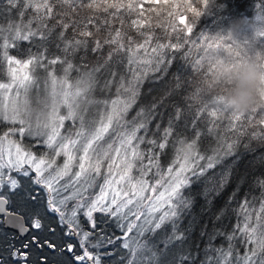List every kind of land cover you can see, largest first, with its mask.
<instances>
[{"label": "snow or ice", "instance_id": "1", "mask_svg": "<svg viewBox=\"0 0 264 264\" xmlns=\"http://www.w3.org/2000/svg\"><path fill=\"white\" fill-rule=\"evenodd\" d=\"M198 2L202 4L204 0ZM180 7L192 14L191 20L200 15L198 7L191 3L185 2ZM109 8H115L116 12L109 13L108 17L96 15L101 10L107 13ZM121 8H127V15H131L137 5L131 0L127 5L109 3L103 8L97 0H0V65L6 66L0 71L8 77L7 82H0L3 109L0 119L20 125L0 135V188L5 183L11 190L20 187L11 175L5 181V167L24 177H29V170L35 172L33 183L44 190L48 209L58 214L60 225L67 226L65 234L79 241L82 250L79 253L73 251L72 244L66 246L77 264H101L102 255L111 256L117 251L119 264H264V175L253 177L250 185L260 189L259 196H252L250 200L249 191L241 199V187L249 183L248 174L236 177L234 171L241 148L254 151L253 140L257 146L264 147V129L258 127L264 125V108L257 107L246 113L229 112L220 106L223 97L211 93L221 76L249 60L247 53L233 43L226 44L225 39L212 38L204 45L191 41L187 35L192 33L191 20L186 23L183 18L181 29L175 27L174 20L170 23L174 36L165 32L154 41L152 31H140L144 27L140 19L144 15L142 11L131 20V26L143 38L136 40L126 30L111 27L109 17L116 16ZM119 22L125 23L123 15ZM20 42H27V47L22 50ZM189 44L200 49L199 58L190 60L191 49L185 48ZM13 48L19 55L10 54ZM90 53L97 59L91 68L87 64ZM255 58L264 64V55ZM177 60L190 65L196 73H200L206 61L207 74L195 80L178 67L172 74L173 86L165 96L151 105L141 106L128 120L127 115L136 104L149 73H160L153 78L161 80ZM57 64L61 65L60 75L52 67ZM121 66L125 72L120 71ZM38 70L45 73L43 99L39 97ZM102 71L107 78L101 84ZM113 83L116 84L115 99H97L91 95L97 85L101 91H110ZM185 86L191 89L182 96L186 104H173L172 111L167 113V125L162 128L164 100L179 94ZM34 88L37 103L43 106L35 122L31 119L33 109L29 100ZM9 97L10 115L9 105L4 102ZM92 105L99 107L86 121L88 107ZM61 108L66 113L61 114ZM258 110L259 119L254 121ZM66 120L73 121L75 131L69 129L67 135H62L60 130ZM224 120L228 121L226 125ZM153 121H156L154 125ZM221 128L224 135L217 132ZM110 130L115 133L114 138L102 143ZM188 130L192 132L191 137L187 135ZM16 133L21 138L35 139L47 151L34 154L10 138ZM203 135L215 138V146L210 150L201 148ZM244 137H248L246 142ZM141 145L146 147L141 149ZM170 146L175 149V159L164 171L161 157L167 155L166 149ZM61 156L63 164L57 165L56 158ZM232 157L236 159L230 161ZM106 161L99 194L90 196L88 190L102 175ZM260 161L264 163V155ZM73 167L78 171L73 172ZM234 177L236 187L224 206L213 214L212 230L208 231L207 223L200 229L203 247L200 243L193 246L190 239L194 221L198 220L193 212L197 198L204 200L201 213L211 211L215 198ZM257 199L258 209L254 203ZM70 202H74L71 207ZM233 202L237 207H231ZM230 211L243 217L231 229L226 223ZM95 213H102L109 220L98 221ZM81 215L88 228L82 223ZM108 222L120 235L106 230L104 225ZM33 227H42L39 218L34 220ZM117 241L120 243L112 251H100L116 245ZM45 244L50 249L64 251L48 241Z\"/></svg>", "mask_w": 264, "mask_h": 264}, {"label": "trees", "instance_id": "2", "mask_svg": "<svg viewBox=\"0 0 264 264\" xmlns=\"http://www.w3.org/2000/svg\"><path fill=\"white\" fill-rule=\"evenodd\" d=\"M98 4L101 5V8L106 7L109 3H122L124 5H127L129 3V0H97ZM185 2L191 3L193 7H198V11L200 12L199 16L194 17L191 20L192 14L190 12H186L184 8L180 7L181 4H184ZM131 3L134 5H137L136 12L132 13L131 15H127V8H121L120 12L117 13L116 16L109 17L112 21L111 27L114 29H122L126 30L129 35H131L134 39L142 41L143 38H141L136 28L131 26V20L137 18V14L139 12H143L144 15L140 17L142 22L144 23V27L140 29V31H152L154 33L153 40L155 41L156 36H163L165 32L170 33L172 36L175 35L174 32H172L170 23L174 20L175 27L177 29H181L184 27V24L180 23V19L183 17L185 18V22L191 23L192 27V33L187 34L188 38L196 42L200 45H204L208 42L212 41V38L216 39H225V43H233L232 39L228 32L229 25L237 19L244 21V27L239 35V40L242 44L241 49L247 53L249 59L256 57L257 55H264V0H204V3L200 4L198 0H167V3H165V0H131ZM149 9H153V11H149ZM115 8H109L108 12L99 11L96 13V15L100 17H108L109 13H115ZM169 12H172L173 15L170 16ZM159 13V15H157ZM179 15H176V14ZM123 15L125 19V23L121 24L119 22V17ZM27 19V16L25 17ZM2 22V21H0ZM54 21H50L52 23ZM207 38V39H204ZM91 39V38H89ZM161 42L166 43L167 40H161ZM27 47V44H21L20 48L23 50ZM186 49H191V55L190 60H195L199 58L200 49L193 47L192 44L186 45ZM107 50V46L105 47V51ZM54 51V49H53ZM142 51V50H141ZM168 51V50H165ZM184 50L182 49V52ZM13 55H19L17 53V50L14 48L11 52ZM179 55V54H177ZM227 53H224V56H226ZM223 58V57H221ZM115 59V58H114ZM79 61H77L78 63ZM97 62L96 55L95 54H89V57L87 59V64L89 68L93 67ZM56 67V73L57 75L61 74V66L59 64L55 65ZM5 65H0V69L5 68ZM53 67V66H52ZM183 68L185 70V75L195 79L200 80L202 78L201 74H207L208 64L205 61L204 67L200 70V73L193 72L191 70L190 65L185 64L181 60L174 61L172 67L169 69V74L165 76L163 79L154 81L153 76H159L160 73H149L148 77L144 80V83L140 89V96L137 99L136 104L132 107V109L129 111L127 115V119L131 120L132 117L136 114V112L139 110L141 106H148L151 105L154 100H159L161 97L165 96V93L172 88L173 86V79L172 74L177 72V69ZM121 72H125V69L123 66L120 68ZM37 75L41 77V80H43V77L45 73L42 70H38ZM76 73H73V76H75ZM101 78V84L103 83V80L106 77V72L102 71L100 74ZM6 75L3 71H0V82L4 81V77ZM130 78V77H129ZM191 89L185 86V88H182L180 90L179 94H173L172 96L167 97L164 100V104L162 105V108L165 109V119L161 122V127L167 125V113L172 111V105L175 103H180L181 105H185L186 102L182 99V96L185 95L187 92H190ZM91 95H94L97 99H115L116 98V84L113 83L111 90H100V85H97L96 91L92 93ZM98 105H92L88 107V114L86 116V121L91 118L95 113L96 109L98 108ZM83 108V106H82ZM247 115V114H246ZM260 116V110L257 111L256 114L253 116V120H258ZM156 123V121H153V125ZM224 125L228 123L227 120H224ZM153 125H150L149 127L152 128ZM10 125L0 123V135H2L5 131H8L10 129ZM200 127L203 129L205 126L203 124L200 125ZM259 128L264 129V125H259ZM249 131H252V128L249 127ZM69 131V130H68ZM119 131V129H117ZM217 132L220 135H224L223 128L217 129ZM142 134L138 133V135ZM115 135V133H113ZM187 135L189 137L192 136L191 130H188ZM229 135H231L229 133ZM109 140V135L105 138V141L102 143H107ZM243 140L246 142L248 140V137H244ZM135 143V142H134ZM215 138L207 135H203L201 137V148L202 149H211L215 146ZM26 148H30V144H25ZM141 149H144L146 145H141ZM179 145H177V148ZM252 147L255 149L254 151H244L243 148L240 149V159L237 161L235 165V176L238 177L240 175H243L245 173L248 174V184L242 185L241 187V199H243V193L251 191V194L249 196V199H252V196H259L260 189L258 187L250 188V185L252 184L253 177H258L264 175V163H261L260 157L264 155V147L257 146V142L255 140L252 141ZM36 149V148H34ZM167 155H164L161 157V166L164 171H166L167 166L170 165L171 161L175 159V149H173L171 146L166 149ZM236 159V157L230 158L231 160ZM229 161V162H230ZM146 162V161H145ZM218 170V169H217ZM153 172H155V169H153ZM133 175L136 176L137 172L134 169ZM236 187V178L232 180V182L229 183V185L223 190V192L215 198L213 201V208L211 211L201 213V208L204 206V200L202 197L197 198V202L195 204V207L193 208V212L198 218L197 221H194V227L193 231L191 233V239L190 242L193 246H195L196 243H200L201 247H203L204 241L200 239L199 232L201 227L207 223L208 225V231L212 230V226L214 223V213L216 210L222 208L225 204V202L228 200V197L230 194L234 191ZM196 190H200L199 187H197ZM90 192H93L92 189L89 190ZM22 201V200H20ZM30 204L27 205V210H33L36 205V207L39 209V211H34V216L36 218H39L42 223V227L38 229V231L44 232L39 238L38 241L40 244L37 245V248L46 247L47 244H45V241H48L54 245L57 246V249L64 248L66 249L65 241L63 242L65 238V233L67 232V226L60 225L58 216L56 214L51 213L50 211L46 210V208H40L39 205H37V202H33L31 200L28 201ZM255 207L259 208V200L257 199L254 201ZM21 206H24L25 204H21ZM232 208L237 207L236 203L233 202L231 205ZM29 210V211H30ZM23 212V211H21ZM255 216V214H254ZM98 221H107L106 217L103 214H98L96 216ZM242 220L243 217L241 215H238L237 212L230 211L228 215V219L226 223L228 224L229 229L232 228L237 222V220ZM254 222V221H253ZM188 221L185 220V224H187ZM1 225V224H0ZM106 230L109 233L116 232L119 233L118 230H115L113 224L111 222H108L104 225ZM0 231H2V228L0 226ZM59 236V237H57ZM62 241V242H61ZM119 242H116V245H110L106 247L110 251H112L113 248L118 246ZM75 248V247H74ZM119 255V252L117 253ZM73 261H69L68 264H73ZM115 264H119L118 258H116Z\"/></svg>", "mask_w": 264, "mask_h": 264}, {"label": "rangeland", "instance_id": "3", "mask_svg": "<svg viewBox=\"0 0 264 264\" xmlns=\"http://www.w3.org/2000/svg\"><path fill=\"white\" fill-rule=\"evenodd\" d=\"M154 1H158V0H154ZM183 19L185 20V18H183ZM24 43L27 44V42H20V45L21 44H24ZM13 49H10L9 50L10 51V54H11V52H12ZM59 66H61V65H59ZM53 67H56V66H53ZM3 79H4L3 82H7V80H8L7 75ZM14 91L15 90H13V93H14ZM45 95L46 94L44 92L43 80H41L40 81V89H39V97L41 99H43L45 97ZM29 100H30L31 108L33 109L31 119H32L33 122H35V117H36L37 113L43 107L41 104H38L37 103V90L35 88L30 92V94H29ZM22 101H23V96L20 97V106H21V108H23ZM4 102L9 105V115H10L11 114V111H10V109H11V97H9L8 100L7 101H4ZM60 111H61V114L66 113V109L65 108H61ZM2 114H3V109H2V107H0V115H2ZM0 123L8 124V125H10L9 126L10 128H12V127H16V128L20 127L19 124L12 125V124H10V123H8L6 121H3L2 119H0ZM76 127H78V121L76 122ZM69 129H71L73 132L75 131V127H73V121L66 120L65 121V127L60 130L61 131V134L62 135H67L68 132H69L68 131ZM10 138H12L14 140H17L25 148H26V146H25L26 143L27 144H30L31 147L29 149L31 151H33L34 154L39 155V154H41V152L47 151V149L43 148V145L37 143V141L35 139L29 138L27 136L25 138H21L19 136V133H16L15 136H11ZM113 138H114V135H113V133L110 130L108 142L110 140H112ZM5 148H7V144H5ZM34 148H36V149H34ZM13 151H14V149H13ZM49 155H51V153H49ZM8 159H9V157L7 155V152H5V154H4V160L7 161ZM56 159H57V165H62L63 164V160H64V157L63 156L57 157ZM106 165H107V161L105 162V166L102 169V175L100 177H97L96 178V181H95L94 186L92 188H90V189H92L93 192H90L89 191L90 189L88 190V194L90 196H93L94 197L95 195H98L99 194L100 186L103 184V181H104V175H103V173H106ZM24 167L27 169L28 168V165H25ZM53 171H54V169H53ZM75 171H78V168L73 167V172H75ZM3 172L5 174V177H4L5 178V181H7L8 176L11 175L12 177L16 178L18 180L19 184H20V187H18L15 190H11L7 183H5L2 188H0V191H2V192L5 191L6 194L9 193L7 195V197L9 198L10 202H11V194L13 192H16V191L19 193V195L16 194V196L13 197L15 200L12 201L13 202L12 206L14 207L13 210L15 211V213H11L8 210L7 211L9 213H11V214H16V215L22 217L24 219V223H25L26 228H28L29 231H30L31 230L30 228H31V226L33 227V223H34V220L36 219V217L34 216V212H33L32 209L31 210L29 209L30 211L27 210L28 209L27 208V205L30 204L28 201L31 198L32 200H34L35 202H37V205H39L40 208L43 206L42 208L45 207L46 210L50 211L48 209V207H47V196L44 193V190L39 185H36V184L33 183V180L35 178V172H32L31 170H29V177H24L21 173L16 172V171H11L10 172L7 167H5L3 169ZM46 175H47V173H46ZM67 179H69V178L68 177H65V180H67ZM61 183H63V181H61ZM33 196H36L37 199H33L32 198ZM20 200H22V201H20ZM6 202H7V200H6ZM20 203L21 204H25V205L24 206H21ZM72 203H74V202H70L69 203V207L72 206ZM21 211H23V212H21ZM37 211H39V209H37ZM51 213L56 214L54 212H51ZM98 214L100 215L102 213H95L94 216L96 217ZM56 215L58 216V214H56ZM80 218H81L82 223L85 225V227L88 228L89 226H88V223H87L86 219L82 215H81ZM58 219H59V217H58ZM106 219L109 220L108 217H106ZM253 221L255 222L254 217H253ZM112 233H115L116 235H120V233H116V232H112ZM64 239H66L65 242L68 243L67 238H64ZM92 239H95V237H92ZM62 241H63V239H62ZM117 242H119V241H117ZM119 243H118V245H119ZM74 247H76V246H74ZM45 248H49V247L46 246ZM92 251H95V250L93 249ZM100 251L103 253V252H109L110 250L109 249H106V248H103ZM242 251H243V249H242ZM118 252L119 251H117L116 253L113 254L114 258L115 257L118 258V256H119L117 254ZM102 257H108V256L102 255ZM102 257H101V264H102ZM59 262H60V260L57 261L56 264H59ZM73 264H74V261H73Z\"/></svg>", "mask_w": 264, "mask_h": 264}, {"label": "clouds", "instance_id": "4", "mask_svg": "<svg viewBox=\"0 0 264 264\" xmlns=\"http://www.w3.org/2000/svg\"><path fill=\"white\" fill-rule=\"evenodd\" d=\"M243 27L244 21L240 19L228 27L233 44L240 48ZM211 93L223 97L220 106L229 112L246 113L257 107L264 108V64L254 57L232 68L219 78Z\"/></svg>", "mask_w": 264, "mask_h": 264}, {"label": "flooded vegetation", "instance_id": "5", "mask_svg": "<svg viewBox=\"0 0 264 264\" xmlns=\"http://www.w3.org/2000/svg\"><path fill=\"white\" fill-rule=\"evenodd\" d=\"M16 192L11 194L10 202L7 197L9 193L6 194L5 191H0V198L7 200V210L11 213H15L12 201L15 200L13 197L16 196V194L19 195V193ZM30 200L35 203L31 198ZM34 208L36 212L38 209L36 205ZM0 224L2 228V231H0V264H56L59 260V264H68V260H74L73 255L67 251V248L64 249L63 252L44 247L37 248V245L40 244L38 238L44 232L38 231V229L32 226L28 236L23 238L18 233L6 229L4 217H0ZM64 236L68 240V243L65 242V245L72 244L74 252L79 253L82 251L79 248V241L76 237L66 234ZM65 240L66 239L63 241ZM24 245H27V247L25 248ZM74 246L76 247L74 248ZM14 252L16 253L15 256L13 255ZM24 255H26V260L24 259ZM115 262L116 257L114 258L113 255L102 257V264H115ZM74 264H77V262H74Z\"/></svg>", "mask_w": 264, "mask_h": 264}, {"label": "water", "instance_id": "6", "mask_svg": "<svg viewBox=\"0 0 264 264\" xmlns=\"http://www.w3.org/2000/svg\"><path fill=\"white\" fill-rule=\"evenodd\" d=\"M4 200V199H3ZM0 217L5 218V227L9 231L18 233L21 237H26L30 233L26 228L24 219L16 214H11L7 211V202L0 203Z\"/></svg>", "mask_w": 264, "mask_h": 264}]
</instances>
